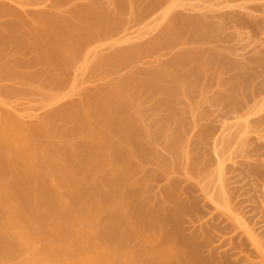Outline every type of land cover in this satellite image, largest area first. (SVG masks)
I'll return each mask as SVG.
<instances>
[{
  "label": "bare ground",
  "instance_id": "bare-ground-1",
  "mask_svg": "<svg viewBox=\"0 0 264 264\" xmlns=\"http://www.w3.org/2000/svg\"><path fill=\"white\" fill-rule=\"evenodd\" d=\"M32 1L34 2V0ZM104 1L106 2L107 0ZM104 1L82 0L78 2L80 3V7L77 4L75 5H77V10L80 13L82 12L81 10L84 9L88 14L100 11V16L103 5L105 7L108 6V3L106 4ZM113 1L111 7V0L109 2L110 14L111 11L120 14L121 12L118 10L123 9L124 11L126 3L129 2V0L125 2L124 0H117V6L114 7L113 5L115 2L113 4ZM208 1L213 2L214 0ZM224 1L226 2V0H222L221 3ZM229 1H231V6H233V8L227 7L228 11L227 9L221 11L225 13L224 16L222 13L220 18L214 16L216 23L218 22V25L221 23L224 25H226L225 23H234L235 27L231 24L234 28V33L245 35V37L246 35H248L247 37H256V34L251 35L252 31L254 29H261L258 34L263 36L264 33L262 34L261 32H264V0H227V6L230 5ZM234 1H238L239 5L241 3H239V1H242L241 5H238L239 8L237 5L235 6L236 10H234V5L236 4ZM36 2H38V0H36ZM174 2L175 0L173 3ZM28 3L29 1L27 0H0V20L2 21L1 18L4 17L6 13L8 15L5 16V19L2 21V24H5L3 28L0 23V264H213V261L210 262L212 256L209 263V259L207 261L204 260V263L202 261L199 263V253L196 249L197 246L194 245L196 242L193 243L194 240L181 239L179 237L181 235L178 231L171 227L174 223L173 221L176 220L177 222V219H179L180 213L176 216H169L171 206L168 210V201L171 199L169 200L168 198L167 204L165 200L163 201V199L167 198H164L162 195L163 193H161L165 190V186L163 187L164 190L160 189L157 191L156 188L158 189V185L155 187L156 183H153V185H155L153 190H155L154 193H151L156 194L157 191L159 195L161 191V198L157 197L156 194L153 200V195H151V197L149 195L150 191L148 193L149 183L151 191H153L152 182L150 180L156 176L159 178L161 175L164 177V181L162 182L166 181L167 183L164 193H167L168 183L170 186L172 185V187L177 188L176 184L179 180L180 184L182 183V185L179 186L183 188L184 179H175L171 176L168 178L167 174L169 175L170 171L168 173H165V171H167V167L169 168L168 170L173 172L171 167H174L175 160L176 163L178 162V165H180L184 160H189V158H187L189 155L191 162L192 154L189 153L192 152L190 148L187 147L190 151L188 152L186 146H182L181 149L179 147L177 150L178 152H175L176 155L174 154L176 159L171 160L174 161V164H171V161H167V166L166 161L160 158L158 154L159 152H163V150L154 138V134L150 133L151 130L146 124V121H142V119L138 117L139 115L137 116L138 108L140 107L135 105L133 98H130L133 94L131 93L128 95V93L131 92V90L128 89V87H130V84L128 85L127 82L128 80H125L123 84L120 83V86L118 78V82L116 81L115 83H110L108 81L109 75L105 79L106 74L104 71L109 68V63L111 61L114 62V60L120 61L125 54L124 52L122 57L118 58L121 54V50L123 49L124 51V48L130 49L132 43H136V48H134L133 51L135 50L136 52L138 50L139 53L140 48L137 49V47H139L137 43L140 42L139 44H141V41L137 42L135 40L134 42L130 39V44L128 38H126L127 40L125 38H123L124 40L118 38V41L114 39V41L117 42L102 43V45H96L85 50L86 52L83 55V60L81 59L82 61L78 62L76 61L77 59L74 60V58L79 52L81 39L75 36V30L73 35L66 36L65 34L67 37L66 39L63 34L65 29L60 26L59 29L54 26L52 27L48 24V17H43V19H41L42 13H46V16L47 13H50L49 17H51V19L49 20L54 19L53 23H55V20L58 22L60 13L64 15V13H71L72 10L74 12L76 8V6L72 4L74 1L68 3V5L65 3L66 5L63 7H60V5L57 7V5L55 6V4L51 3L54 6L50 4L53 6L50 7V9H47V6L45 7L43 4L40 5L41 3H36L35 5ZM173 3L171 1V5ZM219 3L216 5L219 6ZM232 3H234V5H232ZM151 4L153 3L151 2ZM27 5L28 7L29 5L32 7H36L37 5L41 6H37L34 11L32 10L33 13L41 14V18H36L35 16L33 17L34 20H31V17L28 19L27 15L25 18L23 13H29L28 9L32 8H28ZM131 5L133 6V4ZM134 5H136V3H134ZM167 5H169V3ZM171 5H169V8ZM176 5H178V2ZM221 5L222 4H220V6ZM44 7L46 8L45 10ZM112 7L113 9H111ZM109 8L107 7L108 10ZM88 9L91 12H89ZM230 9H232V12L229 11ZM242 9L245 11L241 12ZM29 10L31 11V9ZM77 10H75V12ZM246 10H250V12ZM251 10H256V13L254 12L255 15L261 12L259 13V16L260 14L261 16H253L250 14L252 13ZM105 11L103 7V12ZM1 13H4V16H1ZM13 13H22L23 17L22 15H13ZM172 13L171 11L170 14ZM51 14L54 17L53 19ZM54 14L57 16L59 15L58 18ZM88 14L86 20H91ZM94 14L93 17L95 16ZM203 14L204 11H202V15ZM106 15L107 13L101 15L99 20L102 18L101 20L103 21V17ZM118 15L116 14L117 17ZM107 16L109 17L110 15ZM165 16L168 18L167 15ZM204 16L207 19L208 16L205 14ZM37 17L39 16L37 15ZM94 18L96 19V17ZM163 18L164 16L162 15V21ZM166 18L163 24L166 22ZM109 19H111V16ZM206 19H201L204 24L203 26L201 22V27H203L202 30L205 28V25V30H207V23L211 17L209 20L207 19L208 21ZM212 21L214 25H216L215 21ZM83 23L82 20L79 22L82 26ZM157 23L159 25L160 21L155 24L157 25ZM214 25L213 29L215 28ZM218 25L216 26L218 27ZM221 26L222 25L219 27ZM239 26L240 31L236 29ZM215 30L216 29H214V31ZM217 31L215 35L218 37L219 32L223 31V26L221 31H218V34ZM72 32L73 31H68L67 33L71 34ZM140 32H144V30H140ZM214 33L215 32L211 34L214 36ZM74 37L79 39L80 43ZM259 39L261 41L260 37ZM125 43L127 44L124 47L123 44ZM128 43L130 44L129 48H127ZM9 47H11V49ZM16 50H18V52L22 50V56L20 53L18 54V52L15 53ZM31 50L33 53L31 52L32 54L29 56ZM28 51L29 53H27ZM105 51L111 53L108 55L109 58H106V56L104 57V54H106L104 53ZM135 52H133V54ZM25 53L29 56V59ZM101 54H103V57H101ZM24 55L26 58H24ZM35 63L36 69L32 70ZM28 64H32V68ZM38 64L40 65L39 69L37 66ZM153 66L154 64L151 68H149L150 66L148 67L150 69L149 72L153 74L151 70H153V72L156 70L159 75L157 80H170L177 76V71L171 68L167 67V69L166 67L157 66L153 68ZM136 67L139 66L135 65L134 70H132L133 66L132 68L130 67L126 76L124 75V78H128V74H131L129 79L133 76L132 74L136 75V71L138 73ZM71 71L74 72V77L70 74ZM68 72L69 75H67ZM90 72L91 74L92 72L93 74L97 72L99 76L104 74L103 76L101 75L104 81L100 77V81L98 82L96 81L93 83L92 80V85L91 82L89 83L91 79H87L88 75L89 77L91 76L89 74ZM98 72L102 73L98 74ZM81 74L83 75L82 78L79 77ZM70 75L72 76V78H70L72 80L69 81L67 78ZM84 75H86L87 78ZM95 75L94 77L97 76ZM121 78L123 79L122 75L119 76V80ZM132 79H134V76ZM144 80L147 81L148 79ZM67 81L68 83L72 81L70 85H66L68 88L64 90L60 89L62 84ZM126 82L128 87L124 85ZM140 82L139 80V83ZM135 83L137 84L138 82L135 81ZM59 85L61 86L58 90L57 87ZM133 85L135 87V84ZM122 86L127 87L129 92L126 88L124 90L127 92L122 90ZM144 87L147 89L146 84L142 89H145ZM19 91L21 93L24 91L30 93L29 95L32 94L39 97L37 98V102L34 101L36 98L33 100V96L31 95L32 98L31 96L30 98L32 101L26 103L28 106L30 103H32V106L35 104L34 108L31 104L28 107L25 103H22L25 109L23 106V109L21 108V104L19 108H17V102L20 99L18 98L17 101V98L15 99L16 105L12 97H16L17 94L19 96ZM121 91L126 92V95H123ZM21 100L23 99L21 98ZM131 102H133V105ZM39 110L40 112H38ZM187 110L188 108L184 107V112ZM188 111L186 112L188 113V117L185 118V121H187L186 119H189V115H191L190 120L194 125L196 112L190 111L191 113H189ZM137 117L139 118L138 120ZM193 120L194 122H192ZM183 124L185 126L187 125V123ZM204 129L205 128L202 130ZM209 130L207 131L209 132ZM224 136H226V134H224ZM202 139L203 138H201V140ZM231 147L233 149V146ZM218 150L216 148L215 152L217 153ZM222 152L224 151L222 150ZM179 153H181L182 156L186 153L185 157L187 159H185V157L182 158ZM178 154L183 159L182 161ZM157 156L159 159H157ZM226 156L227 159L230 158V155L228 156L227 154V149ZM150 160V165H154L152 161L156 163V165L151 168L149 165ZM146 161H148L146 166H149V168L145 166ZM190 162L188 161V164L192 165V162ZM220 162V165H218V162L216 164L218 165V167L216 166L217 169H213L214 172L215 170L219 171L215 174L216 177L214 174L211 175L210 172L208 173V171L212 169L211 166L210 169L207 168V171L205 170L206 168L204 170L206 175L210 174V178L214 175L213 177L217 179V182L219 181L220 184H223L228 177L224 175V169L221 168V165L224 168L223 161L219 160V163ZM170 164L172 166H170ZM183 166L184 164H182L181 168H183ZM140 170L142 172H140ZM137 171H139L138 175H142L138 176L136 174ZM186 171L188 170L185 169V173ZM200 173L201 172H198V174ZM188 174H190L191 177L193 176V173L190 171ZM201 174L202 177L205 176L204 172ZM201 174V180L198 181L200 186L206 179L208 180V176H206L207 178L205 180L203 178L204 181H202ZM222 177L225 178L223 182ZM194 178L196 179V177L193 176L191 180ZM198 178L199 176L197 180ZM215 178L212 179L215 180ZM185 181L189 180L185 179ZM159 183L160 181L158 184ZM141 184L144 190H141ZM194 186L197 185L194 184ZM227 186L228 183L223 184V188ZM145 187L148 188L146 192ZM172 187H169L170 192L171 189L174 190ZM210 188L211 190L209 191L208 189ZM180 191L182 194L183 190L180 189ZM208 191L209 193H207ZM211 191H213L212 187H206L205 191V187L202 186L201 192L207 197H205V199L211 198L210 200H212L213 203L216 202V204H214L216 205L215 209L217 205L220 210L223 209L218 217L224 212L223 217L225 219L224 214H228L226 216L227 220H225L226 222L230 220L231 224L234 226L231 225L229 227V222L227 227H235L234 231L227 229V231L232 233L230 237L228 236L229 233H226V237L228 236V238L225 239L228 240V244L230 245L228 246L231 247V249L233 247L235 248L237 244H239L237 241L240 237H244L251 244V248L256 252V264L264 262V236L261 240L259 236L256 235L257 231L255 233V229L253 230L251 227L252 225L249 226V223H247L246 217L244 216V219L241 216L242 212H237L238 215L236 214L235 211H237V209L233 201L232 207L234 208L230 207L231 201L228 202V198L226 197V194L230 196L229 193L224 191L220 192V195L223 198L225 197L222 203L221 197V200L218 202V195V200H215V197L212 199V196L216 195H213ZM176 192L177 190L174 191V194H176ZM184 194L185 193H183V195ZM210 194L212 195L210 196ZM183 195L181 196L183 197ZM171 196L173 195L171 194ZM181 196L179 195L180 198H182ZM160 199H162V202ZM178 200L180 199L178 198ZM176 203L172 201L171 205H176ZM178 204L179 207L177 209H173L172 205V210L174 212L178 209L182 210V203L180 204L178 202ZM219 209H217V212ZM232 210L235 211L233 212ZM184 215L185 212L183 213V217ZM203 228L205 227L203 226ZM257 228L259 230V225ZM239 233L240 236L237 237L239 239L235 238ZM222 235L224 236L225 234ZM240 240H242V238ZM197 243H199L200 246V242L197 241ZM250 251H252V249H250ZM237 253L238 252H236V260H244L246 263L249 261V264H255V259H253L251 255L250 257L247 254H241L242 252H239V254H241L239 256ZM201 254L204 255L203 253ZM204 256H202V258ZM206 256L208 257V255ZM232 258L231 256V259ZM258 259L261 260L258 262ZM221 262L222 260L220 263Z\"/></svg>",
  "mask_w": 264,
  "mask_h": 264
},
{
  "label": "rangeland",
  "instance_id": "rangeland-1",
  "mask_svg": "<svg viewBox=\"0 0 264 264\" xmlns=\"http://www.w3.org/2000/svg\"><path fill=\"white\" fill-rule=\"evenodd\" d=\"M27 1H29L28 4L31 3V5L32 4L35 5L36 3L37 4L41 3L40 5L43 4V6L45 7L47 6V9L48 8L50 9V7L54 6L53 4H55V6L57 5V7L58 5H60V7L61 6L63 7L66 4L68 5V3H72L74 1V3H72L73 5L75 4L79 5L80 3L78 2H81L82 0H70V2L69 0H45V1L38 0V2L34 0L35 3L32 0H27ZM90 1H96V0H90ZM112 1L113 0H111V2L110 0H107L106 2L104 1V3L106 4L108 3V6L105 7L103 5L104 10L106 11L103 12V7H102L101 9L102 13L100 14V16H99L100 11L99 12L92 11L93 13L88 14V12L85 11L84 8H83L84 10H81L82 12L80 13L77 10V5H75L76 6L75 10H77L76 11L77 13L75 12V10L74 12L72 10L71 13L70 12L67 14L64 13V15H61L60 13L59 18H58L59 15L57 16L56 14H54L58 18V22L57 20H55V23H53L54 17L52 16V14L51 16L53 20H49L51 19V17H49L50 13H47V16H46V13H42V18H41V14L33 13L34 9H36L38 5L36 7L34 6L32 7L29 5V7H32V8H29L27 5V7L31 9V11L32 10L33 11L31 13V11L28 9L29 13H23V15L24 17L27 15L28 19H30L31 17V20L35 16L36 18H41V19H43V17L44 18L48 17L47 19L48 24H50L52 27L54 26L55 28L59 29V26H60L61 28L66 30V32L65 30H64V33L62 32L64 36L65 34L66 36L73 35L74 30H75L76 32L75 36L76 37L78 36V38L81 39V44H79L80 48L78 50L79 52L77 53V55H75V58H74V60L77 59L76 61L78 62L83 60L82 58H83L84 53L86 52L85 50H87L90 47H93L96 45H102V43L106 44V43H111V42H117L118 38L119 39L128 38L129 39L128 41L130 44H131L130 39L133 40L134 42L135 40L137 42L141 41V44H139L140 42L137 43L139 46L137 47V49L140 48L139 53H138V50L136 52L135 50L133 51V49L136 48V45H135L136 43H132V46H131L132 50L131 48L130 49L124 48V51L122 49L121 54L119 55L118 58H121L124 52L125 54L123 55V57L125 55L127 56H125L124 59L122 57L120 61L118 59H116L118 61H115V60L114 62L111 61L110 62L111 64L109 63L110 66L108 65L109 68H107V70L105 69L104 73L106 74L105 79L109 75L108 81L110 83H115L117 81V78H118L119 84L120 83L123 84L125 80L126 81L128 80L127 82H128V85L130 84V87H128L127 82L124 85L127 86L129 90H131V92L128 93V95H130L131 93L133 94V96L131 95L130 98H133L135 105L137 107H140L138 108L137 116L139 115L138 117L141 118L142 121L143 120L146 121V124L151 130L150 133L154 134L155 136L154 138L157 140V143L161 146L163 150V152L161 153L159 152L158 154L160 155V158L166 161L167 166H168L167 161L176 159L175 152L178 150L179 147L180 149L182 148V146L183 147L186 146V148L189 147L190 151L192 152V153H189V154H192L191 155L192 165L188 164V161L190 162V155L187 156L189 160L188 161L186 160L188 165L186 164L185 160H184L185 163L182 162L180 163V165H178V162L176 163V160H175V165H173L174 167L173 168L171 167V169H173V172L171 170H168L169 168H167L166 164L164 163V166L167 169L165 173L166 172L168 173L170 171L169 175L167 174L168 178L171 176L172 178H175V179H181V178L184 179L183 186H182L183 188L179 186V185H182V183L180 184V180H179L178 183L176 184L177 188L172 187V185L170 186L168 183L167 193H164V191H166L167 183L166 181L162 182L164 181L163 175H161L162 177L159 176V178L158 176H156L155 178L150 180L152 182V190H153V187L155 186L153 185V183L154 184L156 183L155 187H157L158 185V189L156 188L157 191L160 189L164 190L163 187L165 186V190L163 192L161 191L160 192L163 193L162 195L164 198H167V199H163V201L165 200L167 204L168 202L170 204V205L168 204L169 206L168 210L170 209V206H171V209L169 210L170 213L168 211L169 216H176L178 215V213H180L178 217L179 219H177L178 223L176 222V220H174L173 222L174 223L176 222V223L174 224L172 222L173 224L171 225V227L173 229L175 228V230L178 231V233L181 235L179 236L181 239L190 240V241L194 240L193 243L196 242L194 245L197 246L196 249L199 253L198 255L199 256L198 261H200L199 263H201V261L203 262L204 260L207 261L208 259H209L208 260V263H209L210 258L212 256L210 262L213 261L212 262L213 264H249L250 263L249 261H248L249 263L248 262L246 263V261L244 262V260L243 261L236 260V252H238L237 255L239 254V252H242L241 254H247L248 256L251 255L252 258L255 259L254 263L256 264V261H257V258H255L256 252L253 250V248H251V244L248 242L246 238L240 237V239L242 238V240L237 238L240 236V233L238 236L235 237L239 239L237 241L239 244H237V246L235 248L233 247L232 249L231 247H229L230 246L228 244L229 242L225 238H228V236L230 237L232 233L227 231V229L228 230L231 229V231L232 230L234 231L235 227H232L233 229L227 227L229 222H230L229 227L232 225L230 220L229 222L228 221L226 222L227 220L226 216L228 214L226 213L224 214L226 220L223 217L224 212L222 213V215L218 217V215L223 211V209L220 210L218 205H217L218 208L216 207L215 209L216 205L214 204H216V202L213 203V201L210 200L211 198L206 200L205 199L206 195H204V193H202L201 190H202V186L205 187V191H206V187L208 188L212 187L213 191L211 192H213V195H216V196H212V199H214L215 197V200L216 199L218 200L219 198L218 200L219 202L221 200L220 199L221 197L222 203L225 197L223 198L220 195V192L224 191L226 193H229L230 196L226 194V197L228 198V202L231 201V206H230V203H229V206L232 207L233 202H234V205L236 206V209H237V211L234 210L236 214L237 212H242L241 216L243 218L244 216L246 217V221L247 223H249V226L252 225L251 226L252 229L253 230L255 229L254 232L256 233L257 231L258 233V234L256 233V235L259 236V238L262 240V237L264 236V222H262L264 221V212H263L264 206H262L264 205V43H263L264 42L263 41L264 32L263 31L261 32L263 34L262 36L261 34H258V32L261 29L260 30L254 29L251 35L256 34V37L255 36L247 37L248 35H246L245 37V35L243 36V35L234 33V28H233L235 27L234 23L227 24L225 22L224 23L226 25H224L223 23L220 24L223 26V31H221L222 26L219 27L220 25H218V22L216 23V19L214 18V16H216V18L217 17L220 18L222 13H223V16L225 13L221 11L226 10L227 7L233 8V6H231V1H229L230 5L227 6V3H226L227 0L226 2L224 1L223 3H221L222 0H214L213 2L208 1V0L207 1L205 0L204 1L203 0H181V1L178 0L177 1L175 0L176 3L178 2V5L180 4L179 8L175 2L173 3L174 0H170V1L169 0H166V1L156 0L157 2L155 0H133V1L129 0V2L126 3V8H124V11L123 9L122 10L117 9L119 12H121L120 14L125 15V16H122L119 13H113L112 11H111V14L109 13L110 12L109 4L111 3L110 4V7H111ZM116 1L117 0L113 1V4L115 2V4L113 5L114 7L117 6L116 4L118 1L117 2ZM125 1H128V0H124V2ZM171 1L174 5L173 4L171 5ZM151 2L153 4H151ZM240 2L242 3V1H239V3ZM134 3H136V5H134ZM166 3L167 4L169 3V5H171L170 8H169V5H167ZM217 3H219V6L216 5ZM234 3L236 4L234 5ZM234 3H232V5H234V10H236L235 6L236 5L238 6L239 4H238V1L237 2L234 1ZM50 4L53 6H51ZM131 4H133V6ZM220 4L222 5L220 6ZM192 5H195V6H192ZM38 7H41V6H38ZM45 7H44V10L46 9ZM107 7L109 8V10L107 9ZM190 7L193 10H191ZM111 9H113V7ZM171 11L173 12L172 14H170ZM202 11H204V14L208 16L207 17L208 20L211 17L209 21L205 18L204 14L202 15ZM229 11L232 12V9H230ZM242 11H245V10L242 9L241 12ZM89 12L91 11L89 10ZM248 12H250V10ZM254 12L256 13V10L252 11V13L250 14H252L253 16H256V15L259 16V13H261V12H258L255 15ZM104 13L105 14L107 13V15H110L111 19H109L110 16L108 17L106 15L107 17L106 16L103 17V21L101 20L102 18L100 19L101 20V23H100L99 17H101V15H104ZM112 13H113V16H112ZM87 14L90 15L91 20L89 19L86 20V18L88 17ZM93 14L95 15L94 17H96V19L93 17ZM116 14L117 15L119 14L120 17L119 15L117 17ZM13 15L20 16L22 15V13L21 14L13 13ZM37 15L39 17H37ZM162 15L164 16L163 21H165L164 20L166 18L165 15L168 16L164 24H163V21L161 20ZM1 16H4V13H1ZM5 16H8L7 13ZM5 16L1 18L2 21L5 19ZM200 18L206 19L208 23L210 22L209 24L206 22L208 26L207 30H205L206 25H205V28L202 30L203 27H201V22L203 20L201 21ZM199 19H200V22H199ZM81 20L82 22H84L83 23L84 28L81 25L82 23L79 24ZM212 20L215 21L216 25H218L219 28L216 25H214ZM2 21L0 20L1 24H2ZM158 21H160V23L159 25L157 23L158 25L157 26L155 23ZM167 21H168V25H167ZM211 21H212V24H211ZM152 24L154 25V27ZM231 24L233 25V27L231 26ZM202 25L204 26L203 22H202ZM213 25L215 27L214 29H216L215 31L213 29ZM4 26L5 24H2V28ZM209 27L211 28V30ZM239 28L240 26L237 27L236 29H239ZM212 29H213V32H215L214 36L213 34H211L213 33ZM217 29L218 31H221L219 32L218 37L217 35H215ZM140 30L141 31L144 30V32H140ZM68 31H73V32L69 34L67 33ZM218 31H217V34H218ZM238 31H240V29ZM76 37L74 38L76 39ZM259 37L261 38V41ZM79 39H76V40H78V42L80 43ZM114 39L117 41H114ZM129 43H128L127 48L130 47ZM126 44L127 43L123 44V46L125 47ZM133 44H134V47H133ZM9 48L11 49V47ZM21 51L22 50L18 52V50H16L15 53L18 52V54L19 53L21 54ZM31 52L32 50L30 51L29 56H31V54L33 53ZM133 52L135 53L133 54ZM27 53H29V51ZM104 53H103L104 57L106 56V58H109L108 55H110L111 53L109 51H105ZM103 54H101L102 56L101 55L100 56L103 57ZM25 55L27 56L26 53ZM25 55H24V58H26ZM29 56H27L28 59H29ZM182 58H183V61H182ZM153 64L155 66V67L153 66V68H156V66L171 68L172 70L177 71V76L170 80H159V79L157 80V78L159 77L158 72H156V70H154V72L153 70H151L153 74L149 72L150 71L149 68H151ZM35 65L36 63L34 64L33 68L31 66L32 70L36 69ZM135 65L139 66V67H136V70H138V73L136 71V75L137 74L138 75L136 76L132 74L135 80L132 79L133 76H131V78L129 79L131 74L127 75L128 78L126 77L124 78V75L126 76V73H128L130 67L132 68L133 66L132 70L135 69L134 68ZM37 66L39 69L40 65L38 64ZM73 73L74 72L71 71L70 74L73 75ZM100 73L98 72V74ZM89 74L91 76L89 77L88 75V78L86 75L84 76H86L87 79H91L89 83L91 82L92 85L96 81L97 82L100 81L99 78L101 77L102 74L100 76L97 75V72L96 73L94 72V74L93 72L92 74L90 72ZM67 75H69V72ZM94 75L96 77H94ZM121 75L123 79L121 78L119 80V76ZM79 77L82 78L83 75L81 74V76L79 75ZM70 78H72L71 75L67 79H69L70 81L72 80ZM81 78H78V79H81ZM144 79H148V80L145 81ZM92 80H93V83H92ZM139 80L141 81L140 83H139ZM135 81L138 83L136 84ZM144 81L147 86V89L145 87H144L145 89H142V87L145 86ZM70 83H68L67 81L63 83L62 86L59 85L57 89L59 90L60 86H61L60 89H63V90L65 88L67 89L68 86L66 85L68 84L70 85ZM133 84H135V87ZM139 84L141 85V87ZM127 87L122 86L123 88L122 90H124L125 88L127 89ZM128 89L127 91L129 92ZM126 92H122L123 95H126ZM22 93L20 92L19 96L17 94V96L15 95L16 97H12L14 98V103L18 100V98L20 99L17 102L18 103L17 108H19V105L21 104L20 106L23 109L24 106L22 105V103H25V105H27L26 104L27 102L32 101L31 99L32 96H33V100L36 98L34 101H37V98H39L36 95L31 94L32 95L31 96L29 95L30 93H27L24 91ZM28 96H29V99H28ZM21 98L23 100H21ZM132 103L133 102H131V104ZM30 104L32 106V103ZM34 106L32 107L34 108ZM184 107L188 108L189 111L188 110L187 111L189 113H191L190 111L194 113L196 112V116L193 113V115L195 116L194 117L195 122L194 120L192 121L195 123L194 125L193 123H191V120H190L191 115H189V119H186L187 121H185V118L188 117V113H186L187 111L184 112ZM38 112H40V110ZM42 112H45V111H42ZM42 112H41V115H42ZM185 113H186V116H185ZM138 117H137V120L139 119ZM197 122H198V125H197ZM183 123L185 124L187 123V125L185 126ZM205 126H207L208 128ZM203 128L205 129L202 130ZM207 130H209V132ZM224 134H226V136H224ZM201 138H203L205 142L203 139L201 140ZM221 145L223 146V148ZM230 145L233 146V149ZM216 148L217 150L220 148L221 149L218 150V152L216 153L215 152ZM226 149H227L228 156L230 155L229 159H227V156H226ZM237 149H238V152H237ZM222 150L224 152H222ZM187 151L190 152L188 148H187ZM232 152L234 155L232 154ZM179 154L181 155V153ZM179 154L178 156L180 157ZM221 154H222V157H221ZM185 156H186V153L184 156L181 155L182 158ZM182 158H181V161L183 160ZM187 158L185 157V159ZM157 159H159V157ZM219 160L223 161L224 168L222 167V165H221V168L224 169V172H225L224 175L228 177L227 180L224 181L223 183V184L228 183V186L224 188H223V184H220L219 181L217 182V179L215 178L216 177L215 174L219 171L215 170L214 172L213 170L214 168L217 169L218 165L221 164V162L219 163ZM148 161L145 162V166L148 163ZM152 162L154 165H156L154 161ZM217 162H218V165H216ZM150 163H151V160L149 162V165ZM171 164H174V161H171ZM171 164L170 166H172ZM182 164H184L183 168H181ZM153 166L151 164L150 168ZM210 166L212 167V169H210ZM147 168H149V166ZM207 168L210 169L208 173L210 172L211 175L214 174L215 177H213L214 176L213 175L210 178L209 177L210 174L206 175L205 170L207 171L208 170ZM185 169L188 170L186 171V173H185ZM189 171L193 173L192 175L194 177H196V179L194 178L196 181L194 179L191 180L193 176L191 177V175L188 174ZM202 171L205 174V176L203 177L201 174L203 173ZM138 172L139 171H137L136 173L137 175H138ZM140 172L142 171L140 170ZM198 172H201L200 174H201L202 181H204L207 178L206 176H208V180L210 181L206 179L204 183L201 182L203 184H201L200 186L199 185L200 183L198 181L201 179H200V174H198ZM141 175L139 174L138 176H141ZM198 176L199 178L197 180ZM224 177H222L223 178L222 182L223 180H225ZM212 178H215V180ZM185 179L189 181H185ZM159 181L160 183L158 184ZM192 183H194L198 187L194 186V184ZM148 185H149L148 193L150 191L149 195L150 196L153 195V200L156 194H157V197L161 198L162 195L160 196V192H159V195L157 191H156V194H152L154 193L155 189L151 191L150 183ZM142 186L143 185L141 184V187ZM169 187L170 188L172 187L174 190L171 189V192H170ZM148 188L145 187V192L147 191ZM175 189L177 190L176 194H174V191H176ZM180 189L183 190L182 194H181ZM141 190H144L143 187L141 188ZM208 190L210 191L211 188ZM209 191L207 193H209ZM183 193L187 195L184 194L185 195L184 197ZM171 194L173 196H171ZM179 195L180 196L183 195V197L181 196L182 198H180ZM211 195L212 194H210V196ZM217 195H218V198H217ZM168 198L169 200L170 199L171 200L167 202ZM178 198L182 201L178 200ZM160 200L162 202V199ZM158 201H159V198H158ZM172 201L174 203L177 202L176 205L172 204L173 209L174 208L177 209L179 207V204H178L179 202L180 204L182 203L181 204L183 207L182 210L178 209L174 212L172 210V205H171ZM238 206H239V209H238ZM217 209H219L220 212L219 211L217 212ZM184 212H185V215L183 217ZM221 216H222V219H221ZM183 218H184V221H183ZM258 225L260 227L259 230L257 228ZM203 226L205 228H203ZM226 233H229L227 237H226ZM222 234H225V235L223 236ZM196 240L200 242V246ZM229 249L231 252L229 251ZM250 249H252V251H250ZM201 253H203L205 256L202 255ZM241 254H239V256ZM206 255H208V257ZM202 256L204 257L202 258ZM231 256L233 257L232 259H231ZM218 259L220 261L222 260V262L220 263ZM227 259L228 261L226 262ZM259 260L261 259H258V262ZM260 263L264 264V262H259L258 264Z\"/></svg>",
  "mask_w": 264,
  "mask_h": 264
}]
</instances>
